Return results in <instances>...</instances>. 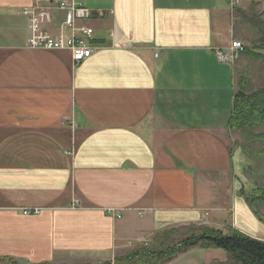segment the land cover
I'll use <instances>...</instances> for the list:
<instances>
[{
  "label": "crops",
  "instance_id": "obj_1",
  "mask_svg": "<svg viewBox=\"0 0 264 264\" xmlns=\"http://www.w3.org/2000/svg\"><path fill=\"white\" fill-rule=\"evenodd\" d=\"M41 1L0 0V264L114 262L186 226L264 241L237 220L252 219L229 128L238 65L215 53L249 0ZM39 2L54 38L71 37L66 6L103 14L78 23L94 31L89 59L28 47L22 12Z\"/></svg>",
  "mask_w": 264,
  "mask_h": 264
},
{
  "label": "trees",
  "instance_id": "obj_2",
  "mask_svg": "<svg viewBox=\"0 0 264 264\" xmlns=\"http://www.w3.org/2000/svg\"><path fill=\"white\" fill-rule=\"evenodd\" d=\"M252 25L260 35L258 46L253 51L246 48L243 55L258 59L264 64V55L260 53L264 52V21L252 22ZM252 88L250 80L240 79L229 128L232 132L246 136L250 142L264 146V87L257 91H252ZM257 131L258 134L252 135V132ZM260 156L264 160V148ZM240 195L249 206L264 209V188L257 187L250 191L243 188ZM193 249L220 250L227 254L226 261L215 260L213 264H264V241L235 229H229L225 233L205 226L192 229L189 236L173 248L157 252L136 251L122 259H116L115 263L168 264Z\"/></svg>",
  "mask_w": 264,
  "mask_h": 264
},
{
  "label": "rangeland",
  "instance_id": "obj_3",
  "mask_svg": "<svg viewBox=\"0 0 264 264\" xmlns=\"http://www.w3.org/2000/svg\"><path fill=\"white\" fill-rule=\"evenodd\" d=\"M238 18V31L240 36L237 41L242 42L248 50L253 51L255 46H258L260 35L254 30L252 22H257L258 20L264 21V0H249L246 8L238 9ZM260 53L264 55V52ZM236 63L238 65L236 74L237 90L241 78L250 80L253 85L252 91H257L264 87L263 62L243 55ZM258 133L259 131L252 132V135H256ZM233 137L235 142L234 172L239 183L248 191L257 187L264 188V160H262L260 156L264 146L250 142L246 136L237 132H233ZM240 197L244 200L246 210H248L249 216L251 214L252 219H249L247 212L240 210L237 219L239 221L238 223L242 226H247L248 231H251V233L255 235H264V209L251 207L242 196ZM233 221H236V216H233ZM198 227L200 226H186L169 230L165 234H162L155 243H144V250L157 252L173 248L179 245L181 241L185 240L189 236L192 229ZM229 229H231V227H226V229L224 228L227 232ZM211 254L213 255H211L209 259L212 260L217 259L219 261H226L227 259V254L224 251L212 250ZM98 264L116 263L115 261H101ZM117 264L126 263L118 262ZM134 264L140 263L136 262Z\"/></svg>",
  "mask_w": 264,
  "mask_h": 264
},
{
  "label": "built area",
  "instance_id": "obj_4",
  "mask_svg": "<svg viewBox=\"0 0 264 264\" xmlns=\"http://www.w3.org/2000/svg\"><path fill=\"white\" fill-rule=\"evenodd\" d=\"M46 4L51 5L50 0H42ZM230 8L235 11L240 7V0H226ZM65 10V21L61 26V33L64 29H69L71 37L65 39L63 34L59 38H54L45 29V26L52 21V13L49 9L41 7L40 2L34 6L25 8L23 15L28 19L30 36L28 39V47L34 50H69L72 53V59L77 66L89 59L96 51L95 47L90 45L94 39V31L92 28L80 27L81 21L90 20L95 15L103 16L101 12H93L89 8L82 5H69L63 8ZM246 47L240 41L234 40L228 48L217 49L215 51L218 60L221 63L235 64L245 52ZM79 207L78 202H74L73 209ZM41 209L25 210V215H39ZM109 214L120 218V215L114 210H108Z\"/></svg>",
  "mask_w": 264,
  "mask_h": 264
}]
</instances>
